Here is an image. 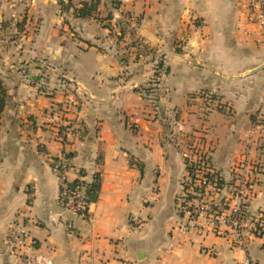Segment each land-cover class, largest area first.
Segmentation results:
<instances>
[{
  "label": "crops",
  "instance_id": "obj_1",
  "mask_svg": "<svg viewBox=\"0 0 264 264\" xmlns=\"http://www.w3.org/2000/svg\"><path fill=\"white\" fill-rule=\"evenodd\" d=\"M83 1L68 8L69 0H0L8 92L0 114V264H25L7 246L12 227L29 234L28 253L56 264H264V232L239 247L203 216L178 230L191 222L178 208L190 171L142 92L162 56L169 68L158 103L183 108L188 99L182 127L188 139L205 137L224 187L212 191L214 203L225 204L236 165L249 156L262 164L249 211L264 216V34L245 1L100 0L98 18H80ZM129 12L141 18L133 38L119 25ZM134 38L161 54L138 56ZM181 39L184 52H172ZM197 93L217 95L202 119L190 114L202 105ZM62 156L70 158V181L101 177L86 218L59 203ZM134 214L147 220L141 231L130 227Z\"/></svg>",
  "mask_w": 264,
  "mask_h": 264
},
{
  "label": "built area",
  "instance_id": "obj_2",
  "mask_svg": "<svg viewBox=\"0 0 264 264\" xmlns=\"http://www.w3.org/2000/svg\"><path fill=\"white\" fill-rule=\"evenodd\" d=\"M252 21L257 22L264 29V0H244ZM188 146V168L190 171V185L186 187L190 192L185 201L184 211L191 222L178 227L181 232H188L194 228L193 221L199 217L205 218V224L219 236L228 238L235 246L245 247L247 238L251 234L264 232V216L252 214L249 203L254 195V187L259 179L262 165L259 161L244 158L235 168L234 182L226 187L225 204L216 205L212 191L221 188L220 178L213 172L211 166L212 150L206 147L202 137ZM70 158L62 156L56 162L55 168L60 179V205L69 212L88 217L91 199L87 185L82 180L70 181ZM221 189H224L222 186ZM135 229L144 226L140 216H132ZM29 234L22 227H12L7 232V246L11 253L25 256V264H56L55 261L42 253H28ZM171 249V248H170ZM169 249V251H171ZM249 264V262H247Z\"/></svg>",
  "mask_w": 264,
  "mask_h": 264
},
{
  "label": "rangeland",
  "instance_id": "obj_3",
  "mask_svg": "<svg viewBox=\"0 0 264 264\" xmlns=\"http://www.w3.org/2000/svg\"><path fill=\"white\" fill-rule=\"evenodd\" d=\"M248 13H249V11H248ZM249 18L252 21L250 14H249ZM122 20L124 23L129 24L128 26L125 25V27H126L125 31L129 32L132 38L135 37L134 36V30L132 29V27H133L132 23L133 22H136V23L139 22L141 20V18L136 17V16H132L131 13L129 12V13H126L124 15V18ZM196 21H197V19H196ZM252 22L257 23L254 21H252ZM261 31L264 34V29L262 27H261ZM185 33L184 34L182 33V36L185 35V37H187L188 32L186 31ZM133 42L139 43V49L136 52L138 54V56H140V55L150 56L149 58L151 59L152 56L157 55L158 48L156 50L154 47H150V46H146V45L144 46L142 43H140L141 41L138 38H134ZM184 42L185 41L182 39L180 41L175 42V44L172 46L173 47L172 52H176V53H180V54L183 53L184 52ZM158 53L161 54L160 52H158ZM161 57L162 56H158L157 61H155L154 73H153L152 77H150L146 81L145 86L142 88V92H143V94H145V97L148 100H151V102H150L151 106L153 109H155L154 110L155 112L153 115L156 118H159L160 121L167 122V125L170 128V131L168 132L167 137L169 139H171L174 143H176L177 147L183 149L184 158H185L187 166H188V156L186 155V153H188V146L190 144H192L194 142V140L196 139L195 137L188 139V135H189L188 130L186 128L182 127V124L187 125V123H188V99H187V103L183 106V108L176 107V108H170L169 109V108L164 107L163 105H159L158 101L161 99V95L166 93L165 86L162 84V78L168 73V68H169V64L164 59L161 60ZM161 62H162V65H161ZM158 84H160V85H158ZM58 86L59 85H57L56 88H58ZM195 97L201 99L202 105H200V103H199L197 108L191 109L192 111L190 110L191 111L190 114H198L197 118L202 119V118H204L203 116L205 114H207L208 112H211V110H212L211 105L209 103H207V101H212V99L217 100V95H216V93L215 94H213V93H211V94L197 93V95ZM195 97H193V98H195ZM75 106H78V105H75ZM156 106L158 107L157 109L155 108ZM217 109H219L220 111H223L225 113L231 112L230 109H225V108H221V107H219ZM201 114H203V116ZM198 136L202 137L205 140V137L203 135H198ZM205 143L207 145L206 147H208L212 150V147L210 145L208 146L206 140H205ZM194 144H195V142H194ZM244 158H247L250 161H253V160H255L256 162L258 161L257 159H251L249 156H245ZM183 185H184V187L182 188L180 201H178V204H179L178 208L184 212V207H186L185 201H187V199L190 198L189 197L190 192H188V189H186L188 183L187 182L183 183ZM134 215L139 216L137 214H134ZM134 215H132V216H134ZM132 216H130V227H131V229L133 231H141L145 227L147 220H144L140 216L142 218V220H144V226L141 229H135L134 222L132 220ZM182 224H188V222L181 223L180 225H182Z\"/></svg>",
  "mask_w": 264,
  "mask_h": 264
},
{
  "label": "trees",
  "instance_id": "obj_4",
  "mask_svg": "<svg viewBox=\"0 0 264 264\" xmlns=\"http://www.w3.org/2000/svg\"><path fill=\"white\" fill-rule=\"evenodd\" d=\"M70 2L68 4H64V7H68L72 6L71 4V0H69ZM100 3V0H84L82 2V5L78 8H75V15L77 17L80 18H89V17H96L97 16V12H98V5ZM107 18H111V16L109 15ZM101 19V18H99ZM119 25L122 29V31L126 30V26H128L129 24H126L123 22V20L119 21ZM162 65V62H161ZM7 88L1 78L0 75V114L3 112L6 103H7ZM89 185V189H88V193H89V197L91 199V201H95L98 198L99 195V191H100V187H101V177L100 175L96 174V176L94 177V180L88 184Z\"/></svg>",
  "mask_w": 264,
  "mask_h": 264
}]
</instances>
